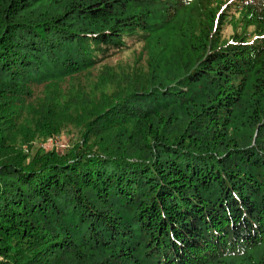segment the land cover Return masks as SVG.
<instances>
[{"label": "trees", "instance_id": "trees-1", "mask_svg": "<svg viewBox=\"0 0 264 264\" xmlns=\"http://www.w3.org/2000/svg\"><path fill=\"white\" fill-rule=\"evenodd\" d=\"M0 264H264V0H0Z\"/></svg>", "mask_w": 264, "mask_h": 264}, {"label": "rangeland", "instance_id": "rangeland-1", "mask_svg": "<svg viewBox=\"0 0 264 264\" xmlns=\"http://www.w3.org/2000/svg\"><path fill=\"white\" fill-rule=\"evenodd\" d=\"M230 33V27L225 26L223 34L229 35ZM138 56L139 47L138 45H134L121 53H116L110 56L111 58L108 59V62L114 65L119 61H132L134 57ZM81 139V132L78 129L69 126L47 138L36 139L33 150L40 149V151L43 152L54 151L57 154H65L72 151L79 143H81Z\"/></svg>", "mask_w": 264, "mask_h": 264}]
</instances>
